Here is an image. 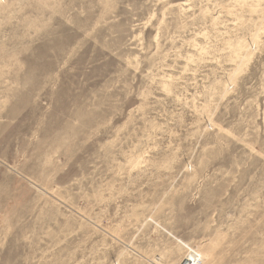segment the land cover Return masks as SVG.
Wrapping results in <instances>:
<instances>
[{
	"label": "rangeland",
	"instance_id": "rangeland-1",
	"mask_svg": "<svg viewBox=\"0 0 264 264\" xmlns=\"http://www.w3.org/2000/svg\"><path fill=\"white\" fill-rule=\"evenodd\" d=\"M0 264H264V0H0Z\"/></svg>",
	"mask_w": 264,
	"mask_h": 264
}]
</instances>
